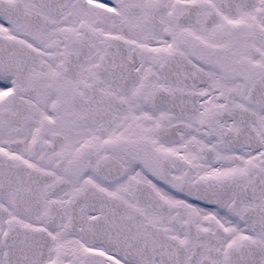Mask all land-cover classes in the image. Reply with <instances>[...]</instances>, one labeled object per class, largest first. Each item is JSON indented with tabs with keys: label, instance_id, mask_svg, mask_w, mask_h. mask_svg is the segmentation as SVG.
<instances>
[{
	"label": "snow or ice",
	"instance_id": "1",
	"mask_svg": "<svg viewBox=\"0 0 264 264\" xmlns=\"http://www.w3.org/2000/svg\"><path fill=\"white\" fill-rule=\"evenodd\" d=\"M0 264H264V0H0Z\"/></svg>",
	"mask_w": 264,
	"mask_h": 264
}]
</instances>
